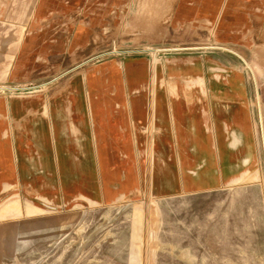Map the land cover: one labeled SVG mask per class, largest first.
Instances as JSON below:
<instances>
[{"label":"crops","instance_id":"1","mask_svg":"<svg viewBox=\"0 0 264 264\" xmlns=\"http://www.w3.org/2000/svg\"><path fill=\"white\" fill-rule=\"evenodd\" d=\"M180 1V22L211 19L218 5ZM162 2L171 8L172 0ZM138 4H83L84 19L52 14L38 20L47 29L20 39L0 87V199L10 193L64 208L109 205L141 190L196 195L256 165L251 91L246 73L230 61L234 54L195 47L151 58V50L130 41L159 35L130 29L136 20L156 19L154 12L139 16Z\"/></svg>","mask_w":264,"mask_h":264},{"label":"rangeland","instance_id":"2","mask_svg":"<svg viewBox=\"0 0 264 264\" xmlns=\"http://www.w3.org/2000/svg\"><path fill=\"white\" fill-rule=\"evenodd\" d=\"M117 1L132 0H0V87L20 39L40 29L38 20L53 14L79 21L83 4ZM137 1L139 16L154 12L156 19L136 20L130 29L176 37L130 39L151 58L195 47L240 56L230 61L246 73L251 91L256 165L212 192L161 198L141 190L109 205L53 208L9 193L0 199V264H264V0H218L211 19L189 22L175 17L182 1L172 0L171 8Z\"/></svg>","mask_w":264,"mask_h":264},{"label":"built area","instance_id":"3","mask_svg":"<svg viewBox=\"0 0 264 264\" xmlns=\"http://www.w3.org/2000/svg\"><path fill=\"white\" fill-rule=\"evenodd\" d=\"M14 91V89H12Z\"/></svg>","mask_w":264,"mask_h":264}]
</instances>
